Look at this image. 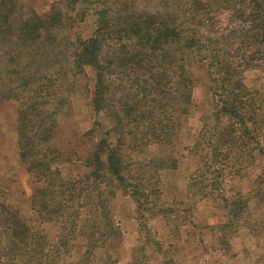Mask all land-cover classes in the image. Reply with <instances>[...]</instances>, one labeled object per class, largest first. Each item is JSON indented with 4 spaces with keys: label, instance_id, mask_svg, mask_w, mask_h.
Returning <instances> with one entry per match:
<instances>
[{
    "label": "trees",
    "instance_id": "1",
    "mask_svg": "<svg viewBox=\"0 0 264 264\" xmlns=\"http://www.w3.org/2000/svg\"><path fill=\"white\" fill-rule=\"evenodd\" d=\"M104 5L97 11L94 34L73 43L71 72L63 67L52 72L50 67L39 74L32 72L33 63L46 59L45 50L57 46L55 29L64 23L63 12L54 6L46 15H24L18 1L0 0V63L6 67L0 72V104L18 101L19 157L38 183L32 206L41 219L55 221L63 230L56 248L51 247L46 236L8 203L0 179L3 264H58L57 251L69 248L78 237L84 239L88 255L122 236L111 206L117 190L123 188L134 197L141 211L144 174L155 178L157 168L176 167V159L133 162L141 174L132 179L127 151L172 142L192 105L194 62L206 65L211 81L213 126L203 138L215 158L225 152V158L245 162L254 157V150L264 152L263 101L245 82L246 69L264 59V0H181L172 9L158 11ZM222 10L238 17L240 47L226 45L227 34L207 30ZM87 67L96 73L93 107L109 112L115 125L107 133L118 138L113 142L102 136L84 160L87 171L66 179L61 165L71 158L54 138L60 115L72 104L68 94L52 87L70 73L85 74ZM92 133L94 129L87 132ZM231 160L228 165L236 164ZM223 170H217L221 176ZM135 179L140 182L135 184ZM224 199L236 206L234 215L242 212L241 195Z\"/></svg>",
    "mask_w": 264,
    "mask_h": 264
},
{
    "label": "rangeland",
    "instance_id": "2",
    "mask_svg": "<svg viewBox=\"0 0 264 264\" xmlns=\"http://www.w3.org/2000/svg\"><path fill=\"white\" fill-rule=\"evenodd\" d=\"M16 1L24 15L34 11L46 15L54 6L64 14V23L55 29L59 36L57 46L45 52L40 49L46 59L33 63L32 72L41 74L50 67L52 72L62 67L71 72L69 58L73 43L78 37L89 38L94 34L97 11L104 4L108 3L117 10L137 6L158 11L172 9L181 0ZM237 23L234 11L222 10L207 30L227 34L231 39L226 45L234 43V47H240ZM256 64L246 69L245 82L258 92L264 111V59ZM21 67L17 65V68ZM5 68L0 63V72ZM191 70L194 73L192 105L190 111L181 117L172 142L139 145L126 154L131 165L130 174L134 175L132 179L141 174L140 169L133 167V162L176 159V167L157 168L155 178L144 174L140 192L145 207L141 211H138L134 197L123 188L118 189L111 206L122 236L88 255L85 254L87 246L84 239L78 237L69 248L57 251L58 264H264V152L254 150V157L246 158V163L225 158V152L219 159L215 158L212 148L204 143L203 138L213 126L211 81L205 64L194 62ZM69 76L58 80L52 87L54 91L68 94L72 104L60 115L54 138V144L69 152L68 157L71 158L61 165L66 179L87 171L84 160L102 136L113 142L118 138L107 133L115 125L109 112H97L93 107L95 69L87 67L85 74L71 77L70 73ZM53 79L57 81L55 76ZM110 103L114 104L115 99L111 98ZM18 106L14 99L0 104L1 185L8 203L19 210L34 229L46 236L51 247L56 248L63 234L62 228L55 221L41 219L32 206L31 194L38 183L19 157ZM91 129L94 133L87 134ZM260 138L264 147V130ZM230 160L236 164L228 165ZM219 168L224 169L222 176L217 171ZM134 182L138 184L140 181L135 179ZM239 195L245 200L242 212L236 216V206L230 207L224 197ZM246 237L253 238L252 249L242 247ZM216 251L217 255L214 254ZM220 253L221 256L216 257ZM238 253L240 258L232 262L230 258Z\"/></svg>",
    "mask_w": 264,
    "mask_h": 264
},
{
    "label": "crops",
    "instance_id": "3",
    "mask_svg": "<svg viewBox=\"0 0 264 264\" xmlns=\"http://www.w3.org/2000/svg\"><path fill=\"white\" fill-rule=\"evenodd\" d=\"M253 237V236H252ZM253 238L252 239H249L248 237H246V241L244 242V244L242 245V247L245 249V250H248V249H252L253 247ZM215 255H217V251L214 253ZM221 256V253L216 256V257H219ZM240 258V253L237 254V256H232L230 259H232V262H234L235 259H239ZM197 262H199V257L197 256L196 258ZM161 262L163 261L162 259L160 260Z\"/></svg>",
    "mask_w": 264,
    "mask_h": 264
}]
</instances>
